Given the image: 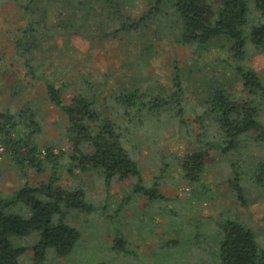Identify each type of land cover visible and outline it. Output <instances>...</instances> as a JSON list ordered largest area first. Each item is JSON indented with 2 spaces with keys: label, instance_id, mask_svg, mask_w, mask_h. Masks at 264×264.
<instances>
[{
  "label": "trees",
  "instance_id": "obj_1",
  "mask_svg": "<svg viewBox=\"0 0 264 264\" xmlns=\"http://www.w3.org/2000/svg\"><path fill=\"white\" fill-rule=\"evenodd\" d=\"M9 3L15 6V22H4L8 30H0V161L8 154L22 176L31 168L48 180L0 199V264H45L51 252L58 258L70 255L83 237L77 221L88 228L91 222L85 217L91 214L109 230L116 226L107 234L110 251L135 259L139 252L117 228L127 200H113L111 189L129 179L138 180L139 189L144 185L134 158L137 147L128 146L152 121L168 115L174 135L194 134L186 138L187 152L178 158L179 172L193 182L200 179L212 150L233 147L250 130H257L264 142L258 121L264 83L256 72L240 69L244 83L239 95L219 86V73H213L208 90L190 104L186 69L178 56L172 54L165 85L153 63L154 50L159 55L161 46H153L145 35L190 51L191 61L207 54L215 66L217 54L227 53L228 61L242 62L249 46L264 53V0H0V9ZM74 38L92 46L118 44L121 58L132 49L134 86L117 90L111 88V75L99 79L91 58L81 62ZM4 39L12 48H3ZM52 107L67 123L60 139L41 143ZM260 169L264 183V163ZM81 175H91L105 189L106 203L90 202ZM14 201L27 205L30 215L7 210ZM32 236L38 240L29 244ZM219 243L218 264H264L255 234L237 221L222 224Z\"/></svg>",
  "mask_w": 264,
  "mask_h": 264
},
{
  "label": "rangeland",
  "instance_id": "obj_2",
  "mask_svg": "<svg viewBox=\"0 0 264 264\" xmlns=\"http://www.w3.org/2000/svg\"><path fill=\"white\" fill-rule=\"evenodd\" d=\"M14 9L11 3L7 8L0 9V30H8L3 23L12 24L10 20L14 19ZM138 11L139 8H135L136 14ZM250 16L254 15L250 13ZM145 35L149 42H154L153 46H161L159 55L156 56L154 50L155 59L152 56V61L157 66L155 72L161 74L165 85L169 84L171 78L172 54L178 56L186 69L183 74L190 104H194L197 96H202L208 90L207 82L213 78V73H219V86H225L236 95L241 93L244 83L240 69L256 72L264 83V53H258L250 46L242 62L235 59L228 61L227 53H218L215 67L213 56L205 54L191 61L190 51L176 50L167 40L160 42L152 34L151 37L148 33ZM2 42L3 48H12L10 40L4 39ZM73 42L81 51V62L91 58L95 65L93 70L100 74L99 79L111 75V88L125 90L134 86L132 78L136 70L131 62L136 59V54L132 49L131 54L121 58L118 47H115L118 44L105 41L104 44L92 46L88 40L78 38H74ZM125 43V40L121 41V45ZM25 74L26 71L22 70V75ZM8 101L7 96L2 102L7 104ZM49 111L51 115L45 118L41 143L60 139L67 123L66 116L59 110L52 107ZM258 121L260 130L264 132V90ZM171 124L168 115L163 116L161 120L148 124L144 134H136L129 143V149L137 147L134 158L141 166L144 185L139 189L136 179L112 185L113 200H120V203L127 200L118 217L117 228L139 252L135 259L110 251L112 239L107 234L110 230L115 232L116 226H111L109 230L100 222L98 215L91 214L85 217L91 222L90 227L83 229L81 225L86 222L82 220L76 223L77 228L83 231V237L74 251L63 258L51 252L45 264H100L107 259L105 264H218L221 226L226 220L237 221L251 229L257 245L264 250V183L259 181L260 166L264 163V142L259 137L260 133L257 130L247 131L238 136L233 147L221 146L212 150L205 160L200 179L193 182L179 172L181 166L178 158L187 152V137H194V134L181 131L174 135ZM24 172L22 176L5 154L0 161L1 200L10 199L9 195L27 184L36 186L48 180V176L31 168ZM81 177L82 182L86 183L90 202L98 205L106 203L105 189L97 185L91 175ZM129 196H132L130 200L127 199ZM6 208L23 217H28L31 212L21 201H14L10 208ZM73 216L74 213L70 212L66 219L70 222ZM37 240V236H32L28 243L34 244Z\"/></svg>",
  "mask_w": 264,
  "mask_h": 264
},
{
  "label": "built area",
  "instance_id": "obj_3",
  "mask_svg": "<svg viewBox=\"0 0 264 264\" xmlns=\"http://www.w3.org/2000/svg\"><path fill=\"white\" fill-rule=\"evenodd\" d=\"M1 150H2V149H1ZM1 150H0V151H1Z\"/></svg>",
  "mask_w": 264,
  "mask_h": 264
}]
</instances>
